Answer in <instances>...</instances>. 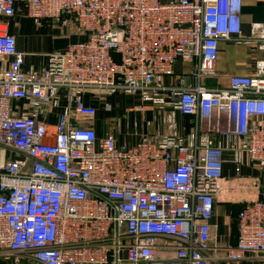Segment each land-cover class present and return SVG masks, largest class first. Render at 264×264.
Listing matches in <instances>:
<instances>
[{
    "label": "built area",
    "instance_id": "1",
    "mask_svg": "<svg viewBox=\"0 0 264 264\" xmlns=\"http://www.w3.org/2000/svg\"><path fill=\"white\" fill-rule=\"evenodd\" d=\"M18 5L35 25L46 20L77 39L25 69L9 32ZM241 8L242 0H0V264L264 261V182L242 173L264 174V22L241 35ZM220 41L263 55L252 73L212 87ZM93 90L168 108V127L132 144L98 136L85 124L97 114L83 100ZM173 113L190 119L182 133ZM225 202L243 203L233 247L220 246L211 222Z\"/></svg>",
    "mask_w": 264,
    "mask_h": 264
},
{
    "label": "crops",
    "instance_id": "2",
    "mask_svg": "<svg viewBox=\"0 0 264 264\" xmlns=\"http://www.w3.org/2000/svg\"><path fill=\"white\" fill-rule=\"evenodd\" d=\"M169 1V0H162ZM16 15L11 19L9 32L16 37V45L19 50L26 53L24 68H41L48 63V56L51 52L62 50L77 39L76 34L70 30L65 35L60 34L61 30L51 27L46 20L35 25L31 19L26 17L24 6L18 5ZM255 22H264V0H242L241 8V35H249L250 25ZM219 56L216 61V77L206 80L208 86H227L228 77L234 74H250L254 70L256 57H261V52L253 51L243 44L234 42H219ZM185 66L180 60L174 65V71L180 72ZM163 82L168 84L171 79L163 77ZM84 103L96 109V115L85 124L91 125L98 136L108 132L114 133L117 143L132 144L138 140L140 134L162 133L168 127V116L170 109L161 110L152 106L149 102L143 103L137 96L120 93H106L99 96L88 92L84 94ZM110 107L105 108L104 103ZM64 104V102L62 103ZM144 105L142 112L137 107ZM179 132L184 131V126L189 123L188 117L173 113ZM55 118L50 117L51 124ZM233 165L226 162L224 175L228 176L233 172ZM242 173L249 178L258 179L264 182V174L254 168L242 167ZM230 203H216L212 224L217 226L216 235L220 246L233 247L236 241V226L234 223L235 212L231 211ZM213 264H264V261L254 258L243 260H222Z\"/></svg>",
    "mask_w": 264,
    "mask_h": 264
},
{
    "label": "trees",
    "instance_id": "3",
    "mask_svg": "<svg viewBox=\"0 0 264 264\" xmlns=\"http://www.w3.org/2000/svg\"><path fill=\"white\" fill-rule=\"evenodd\" d=\"M231 207H232L231 211L235 212L234 223H235V226H237V215H238V212L242 209L243 203L242 202L241 203H233V204H231Z\"/></svg>",
    "mask_w": 264,
    "mask_h": 264
},
{
    "label": "rangeland",
    "instance_id": "4",
    "mask_svg": "<svg viewBox=\"0 0 264 264\" xmlns=\"http://www.w3.org/2000/svg\"><path fill=\"white\" fill-rule=\"evenodd\" d=\"M60 34L65 35V31L60 32ZM93 93L99 96L106 95V91H103V90H93ZM50 139H51V130L47 134V140H50Z\"/></svg>",
    "mask_w": 264,
    "mask_h": 264
}]
</instances>
